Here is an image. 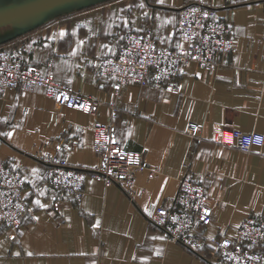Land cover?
Masks as SVG:
<instances>
[{
    "label": "crops",
    "instance_id": "obj_1",
    "mask_svg": "<svg viewBox=\"0 0 264 264\" xmlns=\"http://www.w3.org/2000/svg\"><path fill=\"white\" fill-rule=\"evenodd\" d=\"M29 1L0 0V13ZM194 3L214 7L231 26L233 50L216 56L214 72L185 64L178 93L128 82L116 98L97 60L132 30L183 47L178 9ZM0 45L21 47L37 65L51 60L56 80L100 100L96 113H85L40 90L0 94V164L20 170L29 206L18 230L0 224V264H213L209 248H186L150 220L157 205L178 207L183 179L205 185L212 220L198 228L206 236H232L242 218L264 217V145L242 151L216 141L222 127L264 134V0H61L1 23ZM110 121L143 159L131 194L88 177L76 200L43 182L54 156L94 168L92 127Z\"/></svg>",
    "mask_w": 264,
    "mask_h": 264
},
{
    "label": "built area",
    "instance_id": "obj_2",
    "mask_svg": "<svg viewBox=\"0 0 264 264\" xmlns=\"http://www.w3.org/2000/svg\"><path fill=\"white\" fill-rule=\"evenodd\" d=\"M176 30L184 42L180 48L159 44L149 31L125 32L117 51L97 60V75L113 79L116 98L128 82L150 83L155 88L178 93V76L185 64L194 62L214 72L216 56L228 54L234 48L231 26L209 5L194 3L180 7ZM22 50L16 45H0V94L10 88L40 90L58 105L85 113L98 111L100 100L95 96L56 80L51 60L42 65L28 62L24 60ZM115 111L116 107L112 106V117ZM92 134L99 158L94 168H75L64 158L54 156L43 174V182L76 200L88 177L118 184L131 194L135 172L144 166L141 154L120 143L112 121L96 122ZM216 136L217 142L242 151L264 145V134L258 131L222 127L216 131ZM176 201L177 208L157 205L150 216L168 239L191 250L209 248L213 264H262L264 217L249 215L242 218L232 236H206L198 228L212 220V207L207 201L204 183L180 180ZM28 208L20 170L0 164V224L18 230Z\"/></svg>",
    "mask_w": 264,
    "mask_h": 264
},
{
    "label": "water",
    "instance_id": "obj_3",
    "mask_svg": "<svg viewBox=\"0 0 264 264\" xmlns=\"http://www.w3.org/2000/svg\"><path fill=\"white\" fill-rule=\"evenodd\" d=\"M61 0H33L10 8L0 13V24L25 17L30 14H42L44 10L53 7Z\"/></svg>",
    "mask_w": 264,
    "mask_h": 264
}]
</instances>
